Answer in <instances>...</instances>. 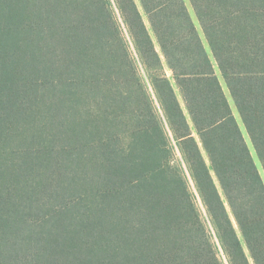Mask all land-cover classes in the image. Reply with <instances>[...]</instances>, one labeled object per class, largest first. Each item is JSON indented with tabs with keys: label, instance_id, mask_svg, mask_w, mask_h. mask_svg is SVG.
Masks as SVG:
<instances>
[{
	"label": "trees",
	"instance_id": "trees-1",
	"mask_svg": "<svg viewBox=\"0 0 264 264\" xmlns=\"http://www.w3.org/2000/svg\"><path fill=\"white\" fill-rule=\"evenodd\" d=\"M188 1L0 0V264H264V0Z\"/></svg>",
	"mask_w": 264,
	"mask_h": 264
},
{
	"label": "rangeland",
	"instance_id": "rangeland-1",
	"mask_svg": "<svg viewBox=\"0 0 264 264\" xmlns=\"http://www.w3.org/2000/svg\"><path fill=\"white\" fill-rule=\"evenodd\" d=\"M184 2H185L186 6H187V8H188V11H189V13H190V15H191V17H192L194 23L196 24V26H197V28H198V30H199V27H198V24H197V21H196L195 15H194V13H193V11H192V8H191V6H190V4H189V1H188V0H184ZM199 31H200V30H199ZM201 37H202V35H201ZM202 39H203V37H202ZM203 42H204V44H205V46H206V48H207V50H208V47H207V45H206L204 39H203ZM166 72H167L168 76H170V72H169L168 70H166ZM217 75H218V77H219V79H220V82H221V84H222V87H223V90H224V92H225V95H226V97H227V99H228V101H229V104H230V106H231V109H232V112H233V114H234V116H235V119L237 120V122H238V124H239V127H240V129H241V131H242L243 138H244V140H245V142H246V144H247V146H248V148H249V151H250V153H251L252 159H253V161H254V163H255V165H256L258 171H259L260 177H261V179H262V181H263V183H264V171H263V169H262L261 163H260V161H259V159H258V157H257V155H256V153H255V150H254V148H253V146H252V144H251V142H250V139H249L248 135H247L246 132H245V129H244L242 123H241V120H240L238 114H237V111H236V109H235V107H234V104H233V102H232V100H231V98H230V96H229V93H228V91H227V89H226V87H225V84H224V82L222 81V79L220 78V75H219L218 72H217Z\"/></svg>",
	"mask_w": 264,
	"mask_h": 264
}]
</instances>
